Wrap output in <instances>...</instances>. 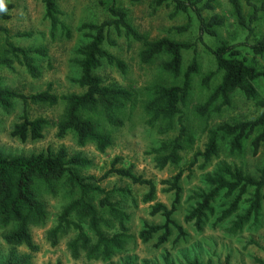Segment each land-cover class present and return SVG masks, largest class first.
<instances>
[{
  "label": "trees",
  "instance_id": "obj_1",
  "mask_svg": "<svg viewBox=\"0 0 264 264\" xmlns=\"http://www.w3.org/2000/svg\"><path fill=\"white\" fill-rule=\"evenodd\" d=\"M140 0H132L139 2ZM215 0H156V6L165 2L174 3V17L180 12L188 14L187 23L173 29L180 33L190 30L193 25L192 10L199 24V40L205 34L218 37V27L224 26L226 17L214 13L210 17L203 14L204 10H214ZM244 1V2H242ZM258 1V2H257ZM229 0L232 14L237 23L248 31L242 42L230 43L222 39L211 49L216 60V69L203 78V85L210 84L220 76L218 84L213 88L205 102L196 106V113L201 117H211L213 111L220 112L224 106L232 103L233 96L240 92L248 100L254 101L264 108V97L261 99L256 92L255 82L262 79L264 69L244 55L243 45L250 47L255 56L264 57V36L255 43H250L255 24L264 18V0ZM46 18L52 29L61 26L66 36L70 30L62 23L59 15L61 10L57 0H43ZM107 11L109 18L101 23H84L80 31H88L85 36L87 43L77 49L76 62L80 68V76L72 81L82 89L81 92L57 94L52 83L44 90L27 95L17 92L4 85L0 77V109L10 111L17 100L23 103V114L11 131L13 137L22 141L40 140L44 138L50 120L45 117L31 118L28 113L30 103L48 106L63 105V112L57 123V137L65 138L69 134L75 137L80 147L94 144L96 149L105 153L115 145L114 133L123 129L131 120V112L139 106L146 123L158 134L168 135L176 131L173 137L163 139L148 153L153 155L157 168L179 166L183 152L191 148L195 139L190 135L185 124V111L188 99L193 90L192 78L200 71L197 58L196 42H184L169 36L151 39L139 32L131 24L128 13L119 6L118 0H99ZM14 3L0 0V18H10ZM246 8L249 12H246ZM113 29L130 40L141 44L140 61L149 64L161 55H167L162 64V70L176 80L182 77V83H155L144 88L147 94L123 86L105 83L96 71L108 64L125 73L127 63L111 53L106 43L115 45L111 36ZM3 48L0 47V67L14 69L21 65L33 78L42 75V67L37 56L46 57V49L25 48L11 40L8 29L0 26V37L4 36ZM194 50L190 63L184 69V51ZM264 89V87H263ZM221 101L218 106L215 103ZM129 112V113H128ZM178 120V127L175 124ZM204 150L195 153L189 169L199 163L200 169H205L214 157L220 154V141L228 139L230 152L243 153L247 145L253 155H257L264 143V111L250 120L225 122L216 128H210ZM255 136L253 134L256 133ZM121 157L117 156L110 169L99 178L94 175H83L82 170L90 169L93 161L81 153L70 155L65 146L57 151H42L30 155L6 154L0 150V225L7 230L3 234L5 243L12 250L3 258L0 264H29L31 254H18L17 248L25 247L30 253L40 250L32 235V227L45 226L49 221V211L45 199L47 196L59 197L64 205L57 217L55 226L47 231V238L53 246H57L62 236L73 232L75 235L68 241V248L74 259L85 255L88 259L110 261L115 255L124 253L132 235L128 226L130 213L127 203L138 206V199L130 188L115 186L106 189L101 181L110 176L128 179L134 184L147 188L141 201L152 203L151 215H162V224L145 223L139 233L144 243L157 236V246L170 241L176 231L175 242L188 236L185 227L174 219V214L183 200L181 179L184 170H180L170 179H164L167 185L164 192H174L171 207L157 201V184L152 179L138 175L133 166H118ZM208 189L194 191L189 199L192 202L185 214L186 223L202 232L205 227L219 228L228 223V231L238 234L261 224L264 220V166L259 168L257 175H252L233 163L223 161L205 177ZM221 202V205L219 203ZM1 257V255H0ZM136 261L124 260L122 264H137ZM261 264L264 261L259 260ZM109 264H112L109 263ZM145 264H150L145 261ZM164 264H173L169 254L164 257ZM187 264H205L199 258L188 259Z\"/></svg>",
  "mask_w": 264,
  "mask_h": 264
},
{
  "label": "rangeland",
  "instance_id": "obj_2",
  "mask_svg": "<svg viewBox=\"0 0 264 264\" xmlns=\"http://www.w3.org/2000/svg\"><path fill=\"white\" fill-rule=\"evenodd\" d=\"M14 3V8L10 11V18L7 20L0 18V26L8 29V34L13 43L25 48L46 49L47 56H37L42 67V75L33 78L24 67L19 64L14 69L0 67V77L4 85L13 90L27 95L44 90L49 83L53 85V91L57 94L69 92H81L82 89L73 83L74 78L80 76V68L76 62L79 58L77 49L89 40L85 36L86 31H80L79 27L84 23H101L108 19L107 11L100 5L99 0H57L62 11L59 15L62 23L70 30L71 36L64 34L61 26L52 29L50 21L46 18L45 4L43 0H2ZM119 6L128 13L131 24L141 33L148 35L151 39L169 36L184 42H196L197 58L200 63V71L192 78L193 90L188 99L185 111V124L189 128L190 135L195 139L194 145L183 152L184 159L179 166H168L159 169L154 163L153 155L148 152L157 146L161 140L173 137L176 131L168 135L158 134L156 130L149 127L146 117L139 106L131 112V120L123 129L116 131L115 145L105 153L96 149L94 144L85 147L77 145L75 137L69 134L65 138L57 137V123L63 112L64 106H48L30 103L28 113L31 118L45 117L50 120V126L46 129L44 138L40 140L22 141L11 135L13 126L20 121L23 114V103L17 100L10 111L0 109V150L6 154L30 155L42 151H57L61 146L68 149L70 155L81 153L83 156L93 161L90 169L82 170L83 175H94L96 178L106 173L114 159L119 156L121 160L118 166H133L138 175L147 179H152L157 184V201L165 203L171 207L174 192H164L167 185L162 184L164 179H170L180 170H184L181 179L183 200L174 214V219L182 224L188 236L185 239L175 242L177 232L170 241L157 246V236L148 243H144L139 233L144 224H162L164 218L158 214L151 215L152 203L141 201L147 188L134 184L128 179L118 176H110L101 181V185L106 189L115 186L130 188L138 199V206L132 203L126 204V209L130 213L128 224L132 238L124 253L115 255L110 261L101 259H88L82 255L79 259H74L68 248V241L74 237L71 232L62 236L57 246H53L48 238L47 231L55 226L57 217L64 205L61 196L45 199L49 211V221L45 226L32 227V235L40 250L30 253L25 247L17 248L18 254H31L29 264H122L124 260L136 261L137 264H164V257L169 254L173 264H187L188 259L199 258L205 264H261L264 261V220L261 224L247 228L241 233L231 234L228 231V223L222 224L219 228L205 227L202 232L195 230L194 226L185 222L184 217L192 202L189 196L197 190L208 189L205 184V177L211 173L216 166L227 161L242 167L245 172L257 175L259 168L264 166V143L260 147L257 155H253L249 144L243 153H231L228 139L220 141V154L214 157L205 169H200L202 158L199 163L189 169L190 163L194 160V155L198 150H204L208 138L205 130L207 124L210 128H216L225 122H237L239 120H250L257 118L263 107L258 106L254 101L248 100L243 94L237 92L232 103L224 106L222 111H213L211 117H201L196 113V106L205 102L213 88L218 84L220 76L211 82L210 88L203 85V78L207 73L216 69V60L211 49L215 48L219 41L227 39L230 43H238L245 40L248 31L242 28L234 15L229 0H215L214 10H204L203 14L210 17L214 13L224 15L226 23L218 27L219 36L213 37L205 34L203 40H199V22L196 14L190 10L193 18V25L189 31L180 33L173 29L176 26L187 23L188 14L180 12L174 17L175 4L166 2L156 6V0H118ZM206 1V0H203ZM257 1V0H256ZM244 2V1H242ZM258 2V1H257ZM247 9V8H246ZM249 11V9H247ZM111 36L115 40V45L106 43L105 47L114 55L123 59L128 69L125 73L111 65H104L96 71L105 83L134 88L147 94L145 87L155 83H182V77L176 80L170 74L162 70V64L167 60V55H161L154 62L145 64L140 61L139 51L141 44L135 40L126 38L125 35L118 34L114 29ZM264 36V18L255 24L253 36L249 38L250 43H255ZM5 35L0 37V47L3 48ZM244 55L250 62L256 64L258 68L264 69V57L255 56L250 47L243 45ZM194 55V50L184 51V69L188 66ZM256 92L259 98L264 97V83L260 78L255 82ZM221 101L215 103L218 106ZM129 113V112H128ZM178 120L175 124L178 127ZM259 132L256 131L253 136ZM221 205V202L219 203ZM7 230L0 225V255L3 259L11 250L3 239V234Z\"/></svg>",
  "mask_w": 264,
  "mask_h": 264
},
{
  "label": "crops",
  "instance_id": "obj_3",
  "mask_svg": "<svg viewBox=\"0 0 264 264\" xmlns=\"http://www.w3.org/2000/svg\"><path fill=\"white\" fill-rule=\"evenodd\" d=\"M246 12H249V11L246 9Z\"/></svg>",
  "mask_w": 264,
  "mask_h": 264
}]
</instances>
